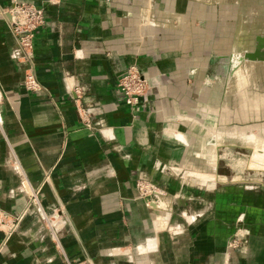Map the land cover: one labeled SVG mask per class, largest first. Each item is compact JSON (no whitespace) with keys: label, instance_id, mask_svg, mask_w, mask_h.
I'll use <instances>...</instances> for the list:
<instances>
[{"label":"crops","instance_id":"obj_1","mask_svg":"<svg viewBox=\"0 0 264 264\" xmlns=\"http://www.w3.org/2000/svg\"><path fill=\"white\" fill-rule=\"evenodd\" d=\"M11 1L0 0V210L21 218L7 238L0 229V264H264V189L237 195L174 171L204 172L208 133L238 122L239 106L264 125V61L240 60L264 16L241 17L246 0H19L43 12L22 62ZM130 64L148 82L134 106L116 87ZM29 66L39 90L23 86ZM139 178L164 191L161 209L137 196ZM38 208L58 218L60 254Z\"/></svg>","mask_w":264,"mask_h":264},{"label":"rangeland","instance_id":"obj_2","mask_svg":"<svg viewBox=\"0 0 264 264\" xmlns=\"http://www.w3.org/2000/svg\"><path fill=\"white\" fill-rule=\"evenodd\" d=\"M248 1L246 0V4H245L247 6L242 7L241 17L246 15V11H249L250 9L256 10L257 11V14L255 15L257 19L256 21L263 22L262 17L264 16V12L261 14V11L264 10V0H248ZM260 28L264 29L263 27H259V30ZM258 32L259 31H257L256 33L257 35L254 38V44H253L252 50H248L242 53V56H241L242 58L240 59L241 62L242 61H247V62L248 61H253V62L264 61V35L263 33H258ZM246 33L247 32H245V34ZM31 52H32V49H31ZM233 56H235V54H232L230 58L227 60V61H230L228 62L230 63L229 66L236 63L235 62L236 59ZM245 64L246 63H244V65ZM23 79H24V75H23L22 81ZM258 79L259 77L256 80ZM147 89H148V86L146 90ZM144 95L145 93L138 98L137 103L139 102V99L143 97ZM136 104L128 105V106H134ZM239 104H241V101L239 102ZM224 110L227 112V110H229V107L224 106ZM244 110L242 109V106H239V108L235 110L238 112V118H239L238 122L236 123L227 122V123L222 124L221 126L222 128L219 129V131L222 132L221 133L222 135L220 137L218 136L216 138L215 136L212 135L213 133L212 134L208 133V138H207V154L208 155L206 157L207 166L204 172L199 171V170H194V169H191V170L177 169L174 171L178 173L180 176H184L185 178L192 179V180L200 179V177L197 176L196 174L213 175L212 178L208 177L207 179L205 178V180L207 182L211 181L214 183L217 180L218 181L217 186L218 185L219 186L220 185L233 186L234 188L238 189L236 193L237 195H242L245 190L252 189L254 188V186L259 189H264L263 188L264 187V125L262 124V122H258V121L245 122L244 120H246L247 117L241 115L244 112ZM258 110L261 111L260 108L255 107V111L257 115L262 114V113H258ZM224 116H229V115L224 114ZM254 118L257 119L259 117L256 115H252L251 119H254ZM213 125H214L213 123L208 124L209 131H214ZM214 152L218 155L217 163L215 165V168L211 170L210 166L212 167V165H211L210 155L213 154ZM215 187L216 186H214L213 188ZM134 188H135L137 196L139 198H142L146 206L149 205L150 203H154L161 209L160 200L161 198H163L165 194L161 188L157 187L156 185L151 183L149 180L141 179V178L136 179L134 181ZM149 189L154 190L155 192H158V193H154L156 196L152 197V192H148ZM141 192H143L145 195H143ZM31 193L36 197L38 193V187L31 188ZM27 197L29 200L27 205L29 203L36 205V200L31 195L28 194ZM37 210L39 213L41 223L43 224L44 228L48 231L52 241L54 242V246L56 247V249L58 250L60 254L61 253L60 247L55 241V234H54L55 225H56V222H58V218H56V214L55 213L45 214L39 208ZM20 218H21V214L9 216L0 210V228L1 229L3 228L6 231L5 233L6 238L14 231ZM158 221L159 220L157 218H154L152 220L154 227L158 225L156 227L158 229L162 227L166 228L167 226L166 224H164V226L163 225L160 226V223ZM1 224L3 226H1ZM9 226L11 227V229L7 231V227ZM238 237H239V234L235 233V235L231 236L228 239L226 246L228 248H236L237 246H239L240 243H239ZM64 264H73V263L64 260Z\"/></svg>","mask_w":264,"mask_h":264},{"label":"built area","instance_id":"obj_3","mask_svg":"<svg viewBox=\"0 0 264 264\" xmlns=\"http://www.w3.org/2000/svg\"><path fill=\"white\" fill-rule=\"evenodd\" d=\"M47 1L50 3L59 2V0ZM4 12L9 15L8 29L15 37L20 51L18 59L22 62H29L32 53L31 49L34 31L43 23L42 10L41 8L33 6L29 3L21 2L19 0H12L10 6L2 11V13ZM23 86L25 89L30 91H36L40 89L32 66H29L24 72ZM116 86L122 93L125 104L133 105L136 104L138 98L145 93L148 82L140 75L137 66L130 64L117 79ZM76 108L84 125L88 126V113L86 112L85 108H81L80 106H76ZM148 192H152V197L156 196L154 193H158L151 189H149ZM141 193L145 195L143 192ZM29 195L35 199V196L32 193ZM1 226L3 225L1 224ZM10 229V226L7 227V231ZM1 230L6 233L3 228Z\"/></svg>","mask_w":264,"mask_h":264},{"label":"water","instance_id":"obj_4","mask_svg":"<svg viewBox=\"0 0 264 264\" xmlns=\"http://www.w3.org/2000/svg\"><path fill=\"white\" fill-rule=\"evenodd\" d=\"M255 55V54H254ZM257 57V56H256Z\"/></svg>","mask_w":264,"mask_h":264},{"label":"bare ground","instance_id":"obj_5","mask_svg":"<svg viewBox=\"0 0 264 264\" xmlns=\"http://www.w3.org/2000/svg\"><path fill=\"white\" fill-rule=\"evenodd\" d=\"M256 166V165H255Z\"/></svg>","mask_w":264,"mask_h":264}]
</instances>
